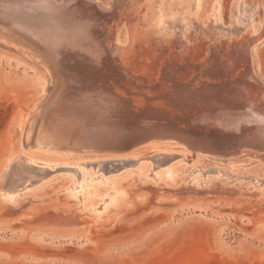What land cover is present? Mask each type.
I'll use <instances>...</instances> for the list:
<instances>
[{"label": "rangeland", "instance_id": "rangeland-1", "mask_svg": "<svg viewBox=\"0 0 264 264\" xmlns=\"http://www.w3.org/2000/svg\"><path fill=\"white\" fill-rule=\"evenodd\" d=\"M173 14L163 18L166 29L158 30L163 38L174 39L183 33L179 16ZM195 19L190 40L182 36L185 46L202 48L227 41L232 47L235 41L250 36L254 71L264 82V0H202ZM8 26L15 31L13 24ZM130 34L127 24H122L118 43L125 49L131 47ZM156 65L150 62L152 72ZM50 71L45 58L34 57L9 38L0 37V176L25 143L27 125L37 105L57 85L55 70ZM204 99L213 111L229 102ZM233 115L237 122L239 117ZM211 117L207 124L219 134H231L223 130L222 116ZM104 121L113 128L111 119ZM241 122L236 123L237 130ZM148 127L145 123L138 131ZM162 140L152 141L139 155L40 147L42 161L24 157L28 174L17 172L15 166L12 179L28 181L13 191L0 188V264H264V180L245 181L244 186L215 180L214 171L198 170L202 169L197 164L200 151L177 139ZM239 151L203 157L215 161L216 167H228L229 156H239ZM253 157H243L250 167L264 163V157ZM243 159L235 165L241 161V165L248 164ZM179 168L183 169L175 181ZM260 171L255 168L250 174ZM116 176L129 178L123 199L128 200L98 218L96 213L109 202L102 194L112 191L111 179ZM251 182L256 186L249 187ZM38 188L43 189L42 194H36ZM95 194L103 196L99 211L80 213L76 203Z\"/></svg>", "mask_w": 264, "mask_h": 264}, {"label": "bare ground", "instance_id": "bare-ground-1", "mask_svg": "<svg viewBox=\"0 0 264 264\" xmlns=\"http://www.w3.org/2000/svg\"><path fill=\"white\" fill-rule=\"evenodd\" d=\"M172 2L112 0L106 5L97 0H0V37L9 38L34 57L45 58L57 78L55 89L39 102L28 122L25 143L6 164L0 188L13 191L28 181L17 183L12 172L17 166V172L28 174L23 159L42 161L40 147L138 154L152 141L162 139H177L200 151L197 164L202 169L198 170L214 171L215 180L235 185L264 180V163L260 160L262 164L250 167L249 160L243 159L264 157V82L254 71L250 36L235 41L232 47L227 41L202 48L185 46L182 36L190 40L189 31L194 28L202 0H186L180 5ZM172 12L179 16L183 33L174 39L163 38L158 30L166 29L163 18L174 15ZM125 23L131 33L128 49L118 43L119 29ZM8 24H13L15 31ZM151 61L158 65L153 72ZM205 93L211 103L229 102L213 111ZM234 113L239 117L237 122ZM218 114L223 117V130L231 133L228 136L207 124ZM107 119L115 127L104 125ZM230 122L235 124L230 126ZM145 123L148 129L138 131ZM237 148L240 155H230L228 167H216L215 161L205 160L208 153L223 157ZM203 154H207L205 159ZM239 158L248 164L241 165V161L236 166ZM255 168L261 171L250 174ZM182 169H176L173 180ZM128 179H111L112 191L102 194L109 202L100 212L101 194L76 203L77 209L80 213L95 210L96 217H103L116 204L128 200H123ZM248 186L256 185L251 182ZM41 190L36 189V194H42Z\"/></svg>", "mask_w": 264, "mask_h": 264}, {"label": "water", "instance_id": "water-1", "mask_svg": "<svg viewBox=\"0 0 264 264\" xmlns=\"http://www.w3.org/2000/svg\"><path fill=\"white\" fill-rule=\"evenodd\" d=\"M158 117V116H157ZM154 118H156V116H154ZM156 119H159V118H156Z\"/></svg>", "mask_w": 264, "mask_h": 264}]
</instances>
